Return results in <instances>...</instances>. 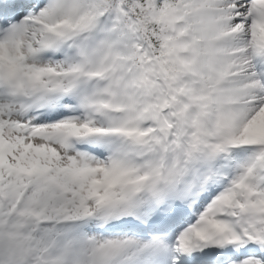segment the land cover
<instances>
[{
    "label": "snow or ice",
    "instance_id": "1",
    "mask_svg": "<svg viewBox=\"0 0 264 264\" xmlns=\"http://www.w3.org/2000/svg\"><path fill=\"white\" fill-rule=\"evenodd\" d=\"M0 264H264V0H0Z\"/></svg>",
    "mask_w": 264,
    "mask_h": 264
}]
</instances>
